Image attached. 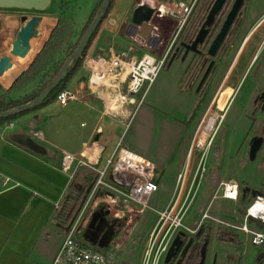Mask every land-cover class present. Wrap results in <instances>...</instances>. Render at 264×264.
Wrapping results in <instances>:
<instances>
[{"label":"rangeland","instance_id":"1","mask_svg":"<svg viewBox=\"0 0 264 264\" xmlns=\"http://www.w3.org/2000/svg\"><path fill=\"white\" fill-rule=\"evenodd\" d=\"M213 1L197 0L190 16H206ZM114 2L115 0L112 1L89 50L83 57L81 67L86 55L95 54V52L100 53L103 50L109 51L112 47L117 53H121L127 51L129 44L132 43L126 30L129 25L133 27L130 12L133 14L135 6L133 3L136 0H123L126 6L132 3L131 11L124 16L118 15L117 12L108 16ZM232 2L233 0L226 2L220 16L227 15ZM101 3L102 0H51L44 10L0 8V57L3 54L10 53L11 46L9 44L16 38L17 32L23 25L20 21L22 15L31 17L34 14L43 17V21L39 25V35L33 39V43L37 47L41 45L43 48L47 42V37L50 36L52 30L58 24L63 29V35L58 39L60 44L50 53L45 68L40 71L39 75L27 80V84L16 86L10 96L21 98L34 92L33 90L37 86L44 83L53 74L54 70L60 67L64 58L78 42L92 13L97 12ZM262 13H264V0H245L238 16H261ZM154 23L158 26L159 35L163 36L165 29L169 26L168 20L158 16L155 17ZM46 26L50 27V31L45 30ZM153 51L159 58H162L165 53L163 43L160 42L159 45H156ZM142 53L143 50H139L135 55L140 57ZM23 66V64H18L17 69L0 79V83L5 87L10 86L14 79L30 65L24 70ZM83 74L87 78L88 72L83 70ZM24 81H26L25 77ZM217 83L216 80L213 81L212 89L207 92L206 98L202 99L203 91L199 94L196 93V88L193 85L190 86V83L186 80V66L175 59L172 63L162 65L155 80L144 94L142 101L140 98L143 92L136 95L134 103H130L133 107L132 111H137L138 107L141 106L140 104L144 103V106L154 108L160 114L167 115L175 121L183 122L184 118L189 120L187 122L189 126L181 135L179 141L171 134L157 133L147 136V143H150L152 148L159 146V144H172L177 148L175 154L173 153L174 156H171L163 168L157 167L161 178L159 179L160 185L151 197L148 207L140 211L133 202H129L128 205L132 209L127 210L123 201L119 204L99 202L95 207V194L97 191H95V194L93 193L94 195L91 194L98 179V172L88 163L78 164L67 197L53 212L56 225L52 223L47 225L49 237L45 238L46 240L41 238L37 245L40 250L38 257L36 258L35 253H33L30 257L33 261H26V258L12 255L10 251L15 248L16 244L11 241L7 244V249L0 250V264H49L53 249H56L63 241L67 229L76 222L78 223V236L83 238L85 232L83 225L89 215L90 222L93 218H96L98 222L109 223L113 229V238L105 250L113 255L114 264H143L152 232L154 229L157 230L163 222L159 211L164 209L169 211L175 204L184 177V187L177 205V207L183 205L177 219L181 221V226L172 228L173 233L168 239L166 250L162 253L159 264H163L166 252L181 232H183V237L179 239L180 244L187 248L197 247L203 254V264H213L216 254H218L219 264H257L255 262L256 249L249 242L250 236L240 228L242 216L238 211L239 208L245 211L252 201L251 196L248 194L244 199L236 202L222 196L224 184L228 181L235 182L237 180L236 166L230 171L231 165H227V131L239 118L238 111L242 106L244 91L242 90L241 94L232 103L230 111L224 119V113L216 107L210 111L211 113L206 114L221 87V85L216 86ZM1 84L0 94H3L4 89ZM225 86L227 87V80ZM109 92L113 94L112 90H109ZM47 105L50 106L44 109V117L40 123L47 137L49 131H54L55 123L60 124L64 130H71L72 127L69 124L68 126L65 121L71 112L87 110L92 112L94 118L97 116L95 111H90L80 101H73L64 108L59 105L56 106L54 103ZM32 110L34 109L14 116L13 120L17 121L18 127L23 126L22 121L18 119L19 116ZM212 118L215 120L212 131L210 135L206 136L204 127ZM134 124L124 129L123 138L135 128ZM82 129L87 128L83 127ZM27 134L33 135V133ZM76 135L79 138L81 133ZM74 142L71 140L67 143L73 144ZM96 163L97 161L93 164ZM240 183L241 186L244 185L243 180H240ZM27 199L16 211L12 210L9 213L12 218L7 223V235L14 229L13 240L14 238L17 239L19 233L27 227V223L31 220L30 215L34 213L31 208L22 211L21 207H24ZM167 202L168 204L164 209L157 210L164 207ZM254 222L262 225L259 221ZM58 224L63 225V231Z\"/></svg>","mask_w":264,"mask_h":264},{"label":"crops","instance_id":"2","mask_svg":"<svg viewBox=\"0 0 264 264\" xmlns=\"http://www.w3.org/2000/svg\"><path fill=\"white\" fill-rule=\"evenodd\" d=\"M113 4L108 16H111L114 12L124 16L131 11L132 3L126 6L123 0H115ZM130 16H132V12H130ZM133 28L130 27L131 33L134 31ZM158 39L156 40L158 45L160 42L163 43L164 37L159 35V33ZM110 50L116 52L113 47ZM109 51L103 50L100 53L103 54ZM100 53L95 52L92 55ZM23 65L24 70L28 65ZM5 76L6 74L0 76V79ZM14 81L8 87L0 83L4 92L10 89ZM86 82L81 67L71 77L67 86L81 91L83 97L77 101L87 106L90 111H95L97 113L96 118H94L92 112L87 110L71 112L70 116L68 115L66 120L64 119L67 125L69 124L72 127L71 130H64L60 124L55 123L54 131H49L47 137L44 129L40 126L44 117L43 111L47 106H50L46 105L33 108L34 110L20 115L18 119L22 121L23 126L18 127L16 120L0 126V250L7 249V244L14 241L16 245L10 253L14 256H21L23 259L26 258V261L32 260L30 257H32L33 253H35L36 258L38 257L40 250L37 245L41 238L49 237L47 225H50V223L56 225L53 212L62 204L63 199L67 197L76 175L78 165L75 166L72 173H66L61 169L64 153L80 157V154L84 151L90 150L92 142L97 136L98 144L101 145L100 154L96 159L98 167L104 166L107 159L111 157L118 146L153 161L158 168H163L171 156H174L177 148L175 145L172 146V144H166L167 146L159 144V146L152 148L150 143H147V136L157 133L171 134L179 141V138L189 126V123H187L189 122L188 118H184L183 122L175 121V119H170L167 115L160 114L154 108L144 106V103L140 104L141 106L138 107L137 111H132L133 107L126 103L117 104L114 108L108 109L105 104H107L113 94H110L109 90L104 91L105 89L103 90V88L98 90L97 93H90ZM53 103L56 106L58 105L55 101L51 104ZM61 107L64 108L65 106ZM133 123H135V128L127 135L128 138L127 136L123 138L124 129L133 125ZM83 127L87 129L83 130ZM35 131L43 133V140L30 134ZM77 133H81V136H78L79 138H77ZM13 134H25L31 137L43 146L47 153L39 154L20 145L11 138ZM71 140L75 142L73 144L67 143ZM159 179L161 178L159 177ZM25 199H27V202L24 207H21L22 211L31 208L34 213H31V220L27 223V227L22 230L23 232L19 233L17 239L14 238L13 240L14 229L7 235V223L12 218L9 213L12 210L16 211L20 205L22 206ZM167 204L168 202L164 207L157 210L164 209ZM58 226L63 231V225L60 226L58 224ZM61 244L62 242L56 249H53L49 264L52 263ZM253 248L256 249L257 254L259 251L264 250V247L253 246ZM226 258L228 259L227 255Z\"/></svg>","mask_w":264,"mask_h":264},{"label":"flooded vegetation","instance_id":"3","mask_svg":"<svg viewBox=\"0 0 264 264\" xmlns=\"http://www.w3.org/2000/svg\"><path fill=\"white\" fill-rule=\"evenodd\" d=\"M234 2L226 16H220L223 9L219 14L209 16L212 3L206 16L166 18L169 26L163 35V47L164 64L172 63L175 59L184 64L187 82L196 88L197 94L203 91L202 99L212 89L214 80L218 82L216 86L221 85L206 114L216 107L224 113V119L232 103L244 91L239 118L227 131L226 152L230 171L236 166L235 182L240 200L248 194L252 199L264 194V13L261 16H238L239 12L237 16H228ZM226 22L227 31L215 54L211 55V49ZM210 129L206 135L211 133ZM240 180L244 181L243 186ZM240 216L241 226L244 214ZM247 225L252 230L264 232V225L251 220ZM85 232L87 241L95 248H100L98 244L102 239L114 234L109 223L98 221L92 226L89 222ZM180 237H183V232ZM252 246L263 248L264 242ZM184 247L181 245L176 255L165 263L170 247L163 264H203V254L199 249L195 248L193 252V248L189 247L183 254ZM255 262L264 264V250L256 254ZM214 264H219L218 254Z\"/></svg>","mask_w":264,"mask_h":264},{"label":"built area","instance_id":"4","mask_svg":"<svg viewBox=\"0 0 264 264\" xmlns=\"http://www.w3.org/2000/svg\"><path fill=\"white\" fill-rule=\"evenodd\" d=\"M138 6H147L153 10V14L147 22L152 26L150 36L148 38L142 37L140 30L144 22L137 25L136 29L131 18L134 31L131 33L130 27L127 29V32H130L128 33L129 36L132 38V43L129 44L127 51L117 53L110 50L108 57L101 53L97 55L89 54L86 55L82 66V69L88 72L85 79L89 92L97 93L101 88L106 89V91L112 90L113 96L110 100L120 97L117 100L119 104L134 103L136 95L141 92H143L140 98L142 101L144 94L164 64V56L159 58L153 51L158 45L156 40H159L158 26L154 23L155 17L183 19L191 15L196 6V0H136L134 10ZM139 50H143V53L140 57H137L135 53ZM96 67L100 68L103 73V82L93 79ZM82 97L80 90L66 86L57 94L55 102L59 106H66L71 101L80 100ZM105 107L107 108L108 104H105ZM33 135L43 140L41 131H35ZM124 149L130 151L117 146L111 157L107 159L101 168L82 154L77 157L70 153H64L61 169L66 173H72L76 165L86 163L96 169L98 179L91 194L94 195L95 191L99 193L95 199V207L99 202L119 204L123 201L127 210L132 209L128 203L133 202L138 210L143 211L149 206L151 197L159 189L160 175L153 161L143 157V161L135 162L129 156H123ZM184 179L185 177L181 181V189L175 204L169 211L168 209L159 211L163 222L157 230L154 229L152 232L143 264H159L162 253L166 250L168 239L173 233L172 228L181 226V221L177 219L183 205L179 207L177 205L184 187ZM99 189L103 191L101 192ZM222 196L234 202L237 201L239 191L236 182L228 181L225 183ZM250 220L264 224V194L254 197L248 204L245 209L243 224L240 226L250 236V242L259 245L264 242V232L249 228L247 222ZM89 222L90 215L83 225L84 228L88 226ZM77 224L76 222L67 229L62 244L51 264H114L113 255L105 248H95L87 240L78 236Z\"/></svg>","mask_w":264,"mask_h":264},{"label":"water","instance_id":"5","mask_svg":"<svg viewBox=\"0 0 264 264\" xmlns=\"http://www.w3.org/2000/svg\"><path fill=\"white\" fill-rule=\"evenodd\" d=\"M51 0H0V8H21V9H35V10H44L47 8ZM112 0H102L95 17L92 22L86 28L83 33L78 45L74 51L69 55V57L64 61L59 71L53 79H51L43 91L31 102L21 104L11 110L1 111L0 119L8 118L23 112H26L30 109L39 107L43 101L48 97L51 91L60 85L67 74V70L72 62L83 57L84 52L88 46L89 40L91 39L93 33L99 28L102 20L105 18L107 12L109 11ZM245 0H235L228 16H237L244 4ZM226 0H215L213 3L209 16H215L221 12L225 5ZM153 10L147 6H138L132 14V23L137 27L144 22L140 34L144 38H148L152 32V26L147 23L149 22ZM21 21L23 25L20 27L17 32L16 38L11 42V49L9 54H3L0 57V76L8 74L9 72L17 69L18 64L31 65L34 59L36 58L37 52L35 54V47L33 46V39L39 35V25L43 21V17L40 15H34L31 17L22 16ZM137 29V28H136ZM227 31V22L219 35L215 45L211 49V55H214L216 49L224 37ZM50 36H48L47 41ZM105 57L109 56V52H104ZM15 57V58H14ZM20 145L27 147L39 154H46V149L34 141L31 137L25 134H13L11 136ZM96 218H93L91 221V226L96 222ZM114 234H110L107 238L102 239L99 242L100 248H106L110 241L112 240ZM86 232L83 235V238L86 239ZM177 243L179 245V236L176 237L173 244ZM172 244V245H173Z\"/></svg>","mask_w":264,"mask_h":264},{"label":"trees","instance_id":"6","mask_svg":"<svg viewBox=\"0 0 264 264\" xmlns=\"http://www.w3.org/2000/svg\"><path fill=\"white\" fill-rule=\"evenodd\" d=\"M112 1H111V4H112ZM95 15H96V13H92V16L90 17V19L88 20V24L85 26L84 30L82 31V34L80 35L78 42L73 46L72 50L64 58V60L61 63L60 67L62 66L64 61L69 57V55L74 51V49L78 45L83 33L85 32V30L89 26V24L92 22V20L95 17ZM97 30L93 33L91 39L89 40L88 46H87V48H86V50L84 52L83 57L85 56V54L89 50L90 45L92 43V40H93L94 36L96 35ZM62 35H63V29L61 28V25L58 24L52 30L48 41L45 43V45L43 46L41 51L37 54V56L34 59V61L32 62V64L14 81L13 85L10 87L9 90L4 92L3 94H0V112L1 111L11 110V109H13V108H15V107H17V106H19L21 104L33 101L43 91V89L45 88L47 83L51 79H53L55 77V75L59 71L60 67L56 68L54 70L53 74H51V76L44 83H42L39 86H37V88H35V90H33L34 92H32L30 94H27V95H24L21 98L20 97L19 98H14L13 96H10V93L14 89H16V86H18L19 84H21V85H24L25 83L27 84V80H30V79L34 78L35 76L39 75L40 71L45 68V65L47 63V59L50 56V53L52 52V50H54L55 48H57L59 46L60 42H58V39L60 37H62ZM83 57L71 63V65L69 66V68L67 70V74H66L65 78L63 79V81L60 83V85L58 87H56L53 91L50 92L48 97L43 101V103L39 107L46 106L47 104L52 103L53 101H55V99L57 97V94L63 88H65L67 86L69 80L74 75V73L78 69L81 68ZM24 77L26 78V81H24ZM39 107H37V108H39ZM14 116H10L8 118L0 119V126L4 125L6 123H10L13 120ZM98 195H99V193H96L95 197H97ZM243 210L244 209H242V208L238 209V211L241 214H245V211H243ZM262 225H264V224H262ZM195 248H197V247H195ZM195 248H193V250H192L193 252L196 251Z\"/></svg>","mask_w":264,"mask_h":264},{"label":"bare ground","instance_id":"7","mask_svg":"<svg viewBox=\"0 0 264 264\" xmlns=\"http://www.w3.org/2000/svg\"><path fill=\"white\" fill-rule=\"evenodd\" d=\"M45 30H49L50 31V27L49 26H46L45 27ZM48 38V37H47ZM44 42V41H43ZM9 46H11V44H9ZM33 46L35 47V54L37 53V52H39V50L42 48V46L41 45H39V47H37L34 43H33ZM6 47V46H5ZM101 69L100 68H97L96 67V72L94 73V77H93V79L94 80H96V81H98V82H103L104 81V79L102 78V72L100 71ZM3 76V75H2ZM120 99V97H117V98H115L114 100H109L108 102H107V104H108V109H111V108H114L116 105H117V100H119ZM108 111V110H107ZM213 118L212 119H210L209 120V122H208V124L204 127L205 129H206V133H208L207 132V130L208 129H210V127H211V125H212V123H213ZM211 124V125H210ZM212 128H213V126H212ZM212 128L210 129V131H212ZM208 135H210V134H208ZM208 135H206V136H208ZM100 150H101V145L100 144H98V139H97V136L95 137V139L93 140V142H92V146H91V148H90V150L88 149V150H86V151H84L83 153H82V156H84V157H86V158H88L92 163H94V161H97L96 159L98 158V155L100 154ZM123 156L124 157H127V156H129L130 158H132L135 162H141V161H143V157L142 156H140V155H138V154H136V153H134V152H131V151H127V150H125L124 149V151H123ZM179 236V239L181 238L180 237V235H178ZM180 246L181 245H179V244H177V243H174L172 246H171V248L169 249V251H168V253H167V255H166V258H165V263H168L175 255H176V253H177V251L179 250V248H180ZM187 247H184V249H183V254L184 253H186V251H187Z\"/></svg>","mask_w":264,"mask_h":264}]
</instances>
